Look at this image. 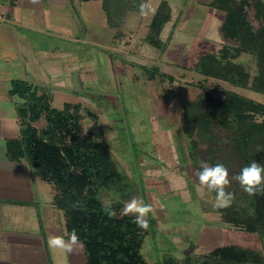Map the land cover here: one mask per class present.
Masks as SVG:
<instances>
[{
	"label": "crops",
	"instance_id": "crops-1",
	"mask_svg": "<svg viewBox=\"0 0 264 264\" xmlns=\"http://www.w3.org/2000/svg\"><path fill=\"white\" fill-rule=\"evenodd\" d=\"M209 14L212 16L214 13ZM130 15L131 12H128L121 21L114 19V23L110 24L100 0H39V3H32L31 0H0V264H88L84 247L71 255L47 248L48 236L66 233L65 212L54 201L55 187L42 179L26 158L12 160L8 156V142L20 138L24 129L19 110L26 102L19 95L11 93L13 80H25L45 87L42 90L46 89L50 94L51 106L55 109L62 110L65 103L79 105L80 123L84 130L87 124L86 131L93 133L97 132L93 125L95 121L104 117L94 110L92 113L87 110L86 114L91 121L84 118V91L90 90L88 81L99 80L101 71L108 73L110 81L111 74L118 73L119 69L122 78L126 79L124 69L127 67L130 68L132 80H137L138 76L146 74L145 67H148L174 78L176 86L180 85V80H206L205 84L208 86L218 83L221 90L241 87L226 80L206 78L198 70L197 78H186V67L193 71L195 69L196 72L195 65L198 62L188 65V46L192 47L193 36L184 35L175 29L171 31L170 21L163 26L159 38L166 41L170 33L168 47L177 49L179 54L176 55L181 56L180 61L175 59L174 54L170 55L168 51L166 53L149 44L144 40L146 36L141 40L137 37L129 39L134 31L127 24ZM224 17L225 15L223 20ZM212 24L220 41L205 42L208 48L198 58L219 51L227 43L221 37V25H215L214 19L209 33L212 31ZM103 33L107 35L106 41L101 40ZM244 59H247L246 54L241 52L234 61L248 71ZM133 68L142 70V74L135 73ZM91 72L94 74L93 78H87L86 74ZM157 80H161L160 85L154 83L147 91L154 98L162 99L164 112L152 116L151 120L158 122V126L155 123L154 128L162 129L166 125L163 131H171L176 126L175 118L182 119L179 114L182 113L183 116V98L172 97L173 92H165V82L159 74L150 79L152 82ZM154 98L150 99L149 105L160 106L161 103H155ZM98 108L104 110L103 106ZM172 114H176L174 118ZM154 198L153 194L151 199ZM143 200L148 204L145 198ZM109 201L115 200H107ZM154 210L152 218L158 223L159 237H163L159 229L163 223L175 230L182 226L184 233L187 231L189 234V238L188 235L185 237L188 243H195L196 238L200 242L204 233L203 229L200 230L203 228L201 225L195 223L190 227L183 224L184 221L175 212L157 205H154ZM194 226L198 228L195 229ZM212 228L215 232L220 230L219 227ZM170 234V230L167 231L166 235ZM176 234H173L172 248L163 253L162 261L180 259L183 254L182 250H185L187 243L181 244L183 240ZM143 244L141 254L146 262L152 264L143 253Z\"/></svg>",
	"mask_w": 264,
	"mask_h": 264
},
{
	"label": "trees",
	"instance_id": "trees-1",
	"mask_svg": "<svg viewBox=\"0 0 264 264\" xmlns=\"http://www.w3.org/2000/svg\"><path fill=\"white\" fill-rule=\"evenodd\" d=\"M140 2L131 1L128 4L132 7L127 8L124 0H119L115 10L104 4L110 24L114 19L121 21L127 10L139 12ZM253 4L257 8L256 18L247 11ZM210 5L224 12L221 37L235 45L224 44L219 51L202 55L196 64L197 70L206 78L222 79L264 92V0H212ZM170 18L171 8L167 1L161 0L144 40L163 49L159 36ZM241 52L255 57L257 73L251 80L249 71L234 61ZM146 73L150 79L156 74L171 79L157 69L146 70ZM199 86L201 90L195 99L181 102L186 134L191 137L197 129L218 127L233 135L230 146L236 154L247 158L250 151L257 150L256 154L264 155V148L258 147H264V124L253 123L254 117L250 115L264 116V103L233 90L222 91L221 97H216L204 81ZM11 93L26 102L19 110L24 129L20 138L8 142V156L12 160L34 161L38 175L53 184L55 204L65 212L66 232L75 229L84 241L87 263L149 264L141 248L151 227L141 229L132 222V216H122L124 204L119 201L112 202L115 217L110 219L102 211L105 202L100 195L111 188L109 185L118 173L113 159L94 133L84 132L79 105L65 103L62 110L55 109L49 93L25 80H13ZM41 118L45 125L38 129L35 123ZM193 144L194 141H190V150ZM260 159L264 162V156ZM251 207L252 210L245 209L242 213L230 208L222 210L223 219L247 231L264 234V193L252 196ZM148 221L154 225L153 218ZM209 255L218 264H264V256L259 252L234 244L216 246ZM179 263L182 262L170 258L160 264Z\"/></svg>",
	"mask_w": 264,
	"mask_h": 264
},
{
	"label": "rangeland",
	"instance_id": "rangeland-1",
	"mask_svg": "<svg viewBox=\"0 0 264 264\" xmlns=\"http://www.w3.org/2000/svg\"><path fill=\"white\" fill-rule=\"evenodd\" d=\"M116 1L119 0H105V3L100 0L102 8L104 9V4H106V7L110 10L116 9ZM131 1L133 2L134 0H124L127 8L132 7L128 4ZM165 1L171 8V18L169 20L170 25L172 24L171 31L175 29L183 32L184 35L193 36L192 47L188 46V65H192L193 62L199 61L201 57L198 58V56L208 48L205 42L219 43L220 38H217V31L214 29L213 24L211 33H209V27L212 19H214L215 25L222 24L223 11L211 8L210 3L212 0ZM145 2L150 9L155 11L158 0H146ZM256 9L254 4L251 7H247L251 17H255ZM154 11L150 10L146 15H141L134 10H127L126 13L131 12L130 20H128L127 24L134 30L129 35V39L137 37L138 40H141L143 36L145 37L149 33V24ZM209 12L214 14L211 16ZM87 37L89 39L88 35ZM106 38L107 35L101 34L102 41H106ZM163 40L160 38L162 50L168 51L170 55L174 54L175 59L181 58L180 55H176L179 54L176 48L174 50L172 47H168V42L171 40L170 33L167 40ZM226 44L235 45L229 40ZM245 54L247 59H244V61L247 63L251 80L257 73L256 61L252 54L248 52H245ZM253 62L255 63L253 64ZM145 68L149 70L148 67ZM185 70L186 78L191 76L197 78V68L196 72L195 69L193 71L190 67H186ZM124 71L126 79L122 78L118 69V73L114 72L111 74L110 81L108 73L101 71V79L99 78L95 82L88 81L90 90L86 89L84 91L86 94L83 99L85 104L83 107L84 118L87 121H91V118L86 114L87 110L91 113L94 110L96 114L104 117V119H101L103 122L98 119L93 124L95 125V131H97L94 135L98 139L97 141L101 143L103 150L107 151L113 159L115 170L118 173V176L109 185L111 188L105 189L101 193L100 199L106 202L107 200H115L125 204L133 197L145 198L153 209L154 205H157V207L159 206L162 209L175 212L182 222L184 221L183 224L192 227L196 223L203 227L200 229L204 230L200 237V242L196 238L195 243L194 241H192L193 243H188L185 237L188 235L189 238V234L187 231L184 233L182 226L177 227V230H175L161 223L159 229L163 237H159L157 234L158 223L153 218L154 225L149 224L151 229L144 236L143 244V253L152 264H160L162 262V255L172 248V242H174L173 234L176 233L183 240V242H180L181 244L187 243L185 250H182L183 254L180 255V259H177L182 262L181 264H218L209 253L216 246L228 244L249 248L264 256V234L247 231L230 222H226L223 219L222 210L227 208H213L215 193H210L206 190L201 191L196 175L201 170L202 164L210 166L216 163L224 164L229 171L231 180V184L226 190L235 194V200L229 208L237 213H242L245 209L252 210V196L244 193L239 183L232 180V177L253 161L264 164L260 159L264 155H261L260 152L256 154L257 150H254V152L250 151V155L247 158L238 153L236 154L230 146L233 135L218 127L197 129L189 137L183 128L182 113L179 114V118L182 117L181 120L175 118L174 124L176 126H173L174 128L171 131H163L166 125L162 129L154 128L155 123L158 126V122L154 123L151 117L163 113L164 108L161 103L162 99L159 97L156 99L151 96L147 88H152L154 83L160 85L161 80L150 81L148 73L142 74V70L138 68H133V71L139 75L142 74V76H138L137 80H132L130 68L126 67ZM93 76L92 72L86 74L87 78H93ZM163 79L165 92H173L172 97L181 96L183 100L195 99L201 90L199 84L203 81L180 80V85L176 86L174 78ZM205 82L206 80H204V85L209 87L208 89L214 96L221 97L222 91L225 90H221V86L218 83L208 86ZM176 87L179 89H175ZM42 88L44 89L45 87L40 86V91H43ZM233 90L255 101L264 103V92H258L248 87L237 88L235 86ZM152 98L156 99L155 103H161L160 106L153 105L151 107L149 101ZM98 106H103L104 110L101 111ZM174 115L172 114L173 118ZM35 125L38 129H41L45 125L44 119H39ZM85 128L84 132L88 129L87 124H85ZM190 141H194L192 150H190ZM258 147L264 148L262 146ZM27 160L30 165L35 167L34 161ZM150 193L152 194L150 195ZM153 194L155 198L151 199ZM153 213H149L148 219L154 216ZM212 227H219L220 230L212 231ZM194 228L198 227L194 226ZM169 230L171 234L167 236L166 234Z\"/></svg>",
	"mask_w": 264,
	"mask_h": 264
},
{
	"label": "clouds",
	"instance_id": "clouds-1",
	"mask_svg": "<svg viewBox=\"0 0 264 264\" xmlns=\"http://www.w3.org/2000/svg\"><path fill=\"white\" fill-rule=\"evenodd\" d=\"M32 3H39V0H31ZM139 13L146 15L150 10L149 5L145 0L137 5ZM253 115V123L264 124V116L250 113ZM201 191L214 192L215 198L213 208L225 209L232 206L235 200V194L227 191L231 180L229 171L222 163L215 165L202 164L201 170L196 173ZM239 183L244 193L249 196H256L258 193H264V164L253 161L248 166H245L241 171L232 177ZM102 211L111 219L116 216V211L112 207V202H106L103 205ZM154 212L150 204H146L142 198L133 197L124 204L120 214L122 216H132V222L139 228L147 230L149 221L147 219L149 213ZM46 245L49 250H59L66 255H71L84 247V241L79 234L73 229L71 232H66L65 235H50L47 237Z\"/></svg>",
	"mask_w": 264,
	"mask_h": 264
},
{
	"label": "built area",
	"instance_id": "built-area-1",
	"mask_svg": "<svg viewBox=\"0 0 264 264\" xmlns=\"http://www.w3.org/2000/svg\"><path fill=\"white\" fill-rule=\"evenodd\" d=\"M179 264H181V263H179Z\"/></svg>",
	"mask_w": 264,
	"mask_h": 264
}]
</instances>
